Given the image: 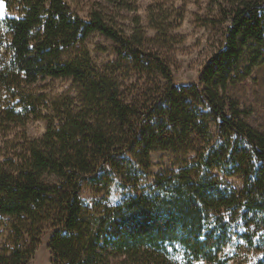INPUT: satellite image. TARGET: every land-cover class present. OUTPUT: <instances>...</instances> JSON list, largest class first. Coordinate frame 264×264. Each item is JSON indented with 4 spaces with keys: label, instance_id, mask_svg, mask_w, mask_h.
Wrapping results in <instances>:
<instances>
[{
    "label": "trees",
    "instance_id": "obj_1",
    "mask_svg": "<svg viewBox=\"0 0 264 264\" xmlns=\"http://www.w3.org/2000/svg\"><path fill=\"white\" fill-rule=\"evenodd\" d=\"M224 1L222 46L196 81L178 85L158 53L97 8L85 18L66 0H0L8 11L0 16V129L48 119L43 136L24 139L19 160L0 162V215L47 222L52 264H111L114 253L125 258L112 264H126L144 251L156 264H227L223 250L237 239L260 249L253 264H264V132L227 94L264 63V0ZM94 32L110 37L137 70L166 82L153 95L123 96L82 48ZM47 77L77 82V102H49L36 92L33 85ZM155 150L181 158L151 174ZM232 176L243 178L241 188L224 178ZM115 181L125 188L119 200L85 204V187L99 192ZM38 229L17 228L0 264H28Z\"/></svg>",
    "mask_w": 264,
    "mask_h": 264
},
{
    "label": "rangeland",
    "instance_id": "obj_2",
    "mask_svg": "<svg viewBox=\"0 0 264 264\" xmlns=\"http://www.w3.org/2000/svg\"><path fill=\"white\" fill-rule=\"evenodd\" d=\"M81 17L87 18L90 11H102L105 20L129 37H137L144 50H151L165 60L171 71L172 81L187 84L196 81L199 71L207 59L224 42L229 18L221 12L219 3L230 8L224 0H130L132 7L123 8L107 0H66ZM4 17L8 11L4 3ZM117 44L98 32L92 33L82 44L89 51L99 71L111 74L118 82L123 96L132 98L155 94L158 86L166 82L159 73L137 70L129 60L120 58ZM79 84L70 78H43L33 87L45 94L49 102L69 99L77 102ZM227 94L238 102L245 112L246 121L264 132V63L255 66L246 78L228 87ZM48 126L46 118H28L24 123H12L7 129H0V162L10 165L24 154V139L43 136ZM181 156L171 151L155 150L151 153V174L173 167ZM153 179L152 175L146 176ZM236 188H241V176L224 177ZM53 179V178H51ZM125 193V188L115 181L110 188L95 191L85 187L82 197L93 209L100 203L116 202ZM99 202V203H97ZM17 228L39 231V245L28 264H52L48 241L52 228L47 222L34 223L27 217L0 215V257L8 256L17 240ZM238 240V239H237ZM235 240L225 247L223 254L230 256L227 264H253L261 256V250ZM115 256V257H113ZM125 257L112 254L111 264L122 262ZM126 264H156L147 252L127 260ZM158 264H164L158 262ZM195 264H210L206 261Z\"/></svg>",
    "mask_w": 264,
    "mask_h": 264
},
{
    "label": "snow or ice",
    "instance_id": "obj_3",
    "mask_svg": "<svg viewBox=\"0 0 264 264\" xmlns=\"http://www.w3.org/2000/svg\"><path fill=\"white\" fill-rule=\"evenodd\" d=\"M0 15H3V6L0 5Z\"/></svg>",
    "mask_w": 264,
    "mask_h": 264
}]
</instances>
